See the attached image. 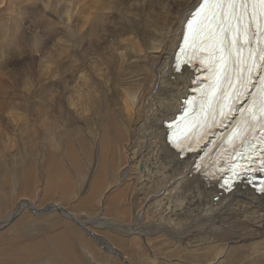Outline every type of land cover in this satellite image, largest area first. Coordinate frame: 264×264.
Listing matches in <instances>:
<instances>
[{
	"label": "bare ground",
	"instance_id": "bare-ground-1",
	"mask_svg": "<svg viewBox=\"0 0 264 264\" xmlns=\"http://www.w3.org/2000/svg\"><path fill=\"white\" fill-rule=\"evenodd\" d=\"M44 1L10 0L7 15L6 9L0 10V53L12 57L0 71V112L13 104L26 115L34 114V132L48 112L49 93H59L48 114L55 122L70 117L74 139L69 150L64 141L58 151L48 149V172L43 168L50 182L46 186L48 190L50 186L60 188L64 194L58 203L47 206L56 205L70 213L83 224V233L90 230L93 243L99 242L107 251L108 264H115V257L124 264H159L158 260L169 262V255L176 257L175 264H206L204 250L215 246L226 249L217 261L224 264L250 246L264 243V194L242 187L220 194L216 184L195 173L192 161L196 155L189 154L181 163L166 142V123L183 111V100L196 85L188 71L183 75L174 72V57L182 22L199 0H146L139 21L125 23L115 15L100 16L90 31H81L87 5L80 0L60 1L61 7L59 1ZM162 32L168 33L166 38ZM130 35L133 42L117 47L120 39ZM160 40L165 42L162 53L141 57L134 50L151 49ZM38 52L43 54L39 59ZM121 52L123 57L118 54ZM53 68L59 70L61 79L50 84ZM33 82L41 86L42 107L36 114L30 102L28 113L24 100L18 102L23 97L28 102L37 94L25 96L20 91L22 85ZM121 88L139 89L132 112L121 103ZM73 90L83 97L82 107L90 108L87 117L69 108L65 97ZM56 153L64 155L63 165L70 171L74 168L75 176L84 174V183L83 177L76 178L72 189L65 168L54 164L50 169V156ZM84 159L93 164L83 166ZM49 169L55 173L54 181ZM69 200L72 211L93 213L69 212L63 206ZM31 202L20 199L0 220V230L24 210L43 209ZM8 204L3 200L0 207L5 209ZM153 241L162 242L164 252L173 251L160 257L159 245ZM145 256L148 262L143 260ZM260 261L264 258L257 263Z\"/></svg>",
	"mask_w": 264,
	"mask_h": 264
},
{
	"label": "snow or ice",
	"instance_id": "snow-or-ice-1",
	"mask_svg": "<svg viewBox=\"0 0 264 264\" xmlns=\"http://www.w3.org/2000/svg\"><path fill=\"white\" fill-rule=\"evenodd\" d=\"M178 40L174 72L201 86L166 124L167 144L224 192L246 180L264 194V0H199Z\"/></svg>",
	"mask_w": 264,
	"mask_h": 264
},
{
	"label": "rangeland",
	"instance_id": "rangeland-1",
	"mask_svg": "<svg viewBox=\"0 0 264 264\" xmlns=\"http://www.w3.org/2000/svg\"><path fill=\"white\" fill-rule=\"evenodd\" d=\"M55 1L56 2L59 1V3L57 4L59 6H60V1H62L63 4L68 3V1L70 2V0H54L53 2ZM52 6L55 7L56 4ZM39 7L42 8L40 10L43 13V6L39 5ZM7 30L8 31L5 32H9L11 28ZM1 36L2 34H0V38L2 39L3 37ZM30 40H32V37L30 38ZM32 55L31 58H34L32 57ZM35 69L38 70V72L40 71V67L36 68V65H35ZM38 84H40V82ZM38 84L35 83L36 87L38 88H36V90L33 91V93H37V94H35V96L32 97L30 101L26 102L25 97H23L24 99L18 101L21 102L24 100L23 102L24 104H26L27 113L32 107H35L37 109L36 112L34 111L35 114L38 111L39 112L41 111V107H42V103H40L41 86ZM29 102L33 105H31ZM15 103L16 102H14V104ZM28 104H30V106L32 107L29 108ZM22 111L23 110L21 109L20 113H22L24 116V123L22 127L19 129L20 135L17 137V149L7 164L8 169L14 170V173L18 178V183L16 185V190L14 194H8L7 184L0 183V188H2L3 191L5 192L4 196H0V202H2L3 200H7L10 203L8 204L9 205L8 207L3 206V208L5 209H2L0 207V220L3 218L4 215H7L8 212L12 211V209L17 206L19 200L22 198H26L32 201L31 203L33 205H35L36 207L38 206L40 208H44L51 203L59 202L60 199L56 200L54 197H52V195L55 194L56 188H52V186H50L51 190H48L47 188L48 186H46V183L47 185L50 183L49 180L43 179L40 181L34 176L29 177L32 175L29 171V166H31L32 171L35 173H39L40 170L44 172L43 168L48 165L47 159L49 157L47 158L46 156L48 154V149L52 151H54L53 150L54 148L59 149V146L62 145L64 141L65 149L69 150V147L71 148L70 145L71 143L69 142H71L74 139V136L72 134L73 133L72 128L69 127L70 117L66 118L63 116L65 119H63V121L58 120L56 122L55 129L52 131L51 134H48L44 130L40 129L41 128L40 125L39 128L38 127L34 128V132H33L32 127L35 122L33 116L34 114L28 113L26 115L25 110L24 112ZM83 136H85V134H80V137ZM67 145L68 147H66ZM24 157L26 158L25 161H24ZM50 157H51L50 169L54 167V164H58L59 166L65 168L64 170L72 179L71 181L73 183V184L71 183L72 189L74 188V183H76L75 182L76 178L81 179L83 177L82 182L84 183L83 181L84 174L83 175L76 174L75 176L76 170H74V168H73L74 171L73 172L70 171L65 165H63L64 164L63 161H65L64 155L62 156V154L56 153ZM83 163H84L83 166L86 165V167L89 164H93V162L90 161L89 159L87 160L84 159ZM45 168H46V172H48L47 167ZM50 169H49V175L50 174L52 175L51 180L54 181L55 173L50 171ZM0 175H2V173H0ZM69 201L70 203L64 202L63 206L71 210L72 201L71 200ZM69 212L73 214L86 213L89 216L91 213H93V211H72V210ZM98 212L101 213V211H96V213ZM105 215L103 217L108 218L109 214H105ZM19 218L20 220H18ZM16 220L19 222H17ZM16 220H14V222L16 223L12 222L9 225H7V227L5 225L4 228L0 230V264H44L43 263L44 261L47 262L57 261L56 264H108L109 263V261L106 260L107 251L105 250V248L102 245H100L99 242L98 244L93 243L92 239L88 235H86V233H83L84 231L74 221L62 217L59 213H57V211L50 210L47 213H32L30 210L27 209L24 210V212L20 214V216L16 218ZM15 224L17 226H15ZM18 225H20V227H18ZM17 227L19 230L17 229ZM90 229L92 231L94 230L92 229V227H90ZM108 233L109 232H107V234ZM153 243L154 245H159L158 252L160 253V257L166 258V253L173 251V249H168L167 251L164 252L162 250V245H161L162 242L157 243L153 241ZM59 248L62 250H60ZM38 251L40 252L37 256ZM68 255L70 256L68 257ZM183 255L185 254H182V256ZM244 255L245 252L242 253V255L238 254L234 256L233 259H229L228 261H226L224 264H240V261ZM174 257H175L174 255H169L167 258L169 262H166L164 260H158V262L159 264H175L174 260L176 257L175 258ZM114 260L116 261V262L114 261L115 264H124L121 261V259H119L118 257H115ZM143 260L148 262L149 259L147 256H145ZM185 263L186 262H183L181 264H185ZM155 264H157V262ZM191 264H193V262ZM257 264H264V262L260 261Z\"/></svg>",
	"mask_w": 264,
	"mask_h": 264
},
{
	"label": "clouds",
	"instance_id": "clouds-1",
	"mask_svg": "<svg viewBox=\"0 0 264 264\" xmlns=\"http://www.w3.org/2000/svg\"><path fill=\"white\" fill-rule=\"evenodd\" d=\"M146 0H128L127 4H124L123 0H80L82 5H87V12L85 16V22L81 31H90L91 25L97 17H111L117 16L125 23H131L140 20V10L143 8ZM11 7L10 0H0V10L6 9V15L8 8ZM12 18V17H9ZM119 25H117L118 27ZM73 36L79 35V33H71ZM161 36L167 37L168 33L162 32ZM59 39V37L57 38ZM133 42L132 36L120 39L117 43V47ZM165 48L164 40L157 41L151 49L145 50L136 47L134 50L138 56L154 55L162 53ZM115 50V49H114ZM123 57L124 53H118ZM38 52L37 59L42 56ZM18 56L17 59H21ZM12 60V57L6 53H0V71L7 67ZM50 84L60 81L61 76L58 69L53 68L49 72ZM6 78V77H3ZM36 90L35 82L31 85H22L20 91L25 96H31L32 92ZM121 103L124 105L127 112H132L136 107L137 98L139 96L138 88H121ZM59 93L50 92L47 97V104L49 105L48 112L43 115L40 127L46 133L51 134L56 127V122L48 113L52 111V107L57 99ZM69 108L77 115L87 117L90 114V108L87 106L82 107L84 101L83 97H80L74 90L65 97ZM24 123V116L19 111V106L9 107L7 110L0 112V183H6L8 187V194H14L18 178L16 177L14 170L8 169L7 164L17 149V137L20 135L19 129ZM53 150H59L54 148ZM5 192L0 188V196H4ZM226 249H222L219 246L209 247L204 250V254L208 257L206 264H217V261L225 255ZM264 258V243L254 244L250 248L245 250V255L242 257L240 264H257V261Z\"/></svg>",
	"mask_w": 264,
	"mask_h": 264
},
{
	"label": "water",
	"instance_id": "water-1",
	"mask_svg": "<svg viewBox=\"0 0 264 264\" xmlns=\"http://www.w3.org/2000/svg\"><path fill=\"white\" fill-rule=\"evenodd\" d=\"M40 211H36V209L35 208H33V207H31L30 208V211L32 212V213H47V212H49L50 210H55V211H57L62 217H64V218H66V219H69V220H72V221H74L82 230H83V226L81 225V223H79V222H77L75 219H74V217L70 214V213H68L67 211H64L63 209H61L60 207H58V206H46V207H44L43 209H39ZM88 236H91L90 235V232H85Z\"/></svg>",
	"mask_w": 264,
	"mask_h": 264
},
{
	"label": "crops",
	"instance_id": "crops-1",
	"mask_svg": "<svg viewBox=\"0 0 264 264\" xmlns=\"http://www.w3.org/2000/svg\"><path fill=\"white\" fill-rule=\"evenodd\" d=\"M64 158H65V157H64ZM25 159H26V158L24 157V161H25ZM29 171H30V173L32 174V175L29 176V177L34 176L35 178L39 179L40 181L43 180V179H46V180H47V176H46L45 172H43V171L40 170L39 173H35V172L32 171L31 166H29ZM43 174H44V175H43ZM67 175H68V174H67ZM45 176H46V177H45ZM68 179H69V182L72 181V179L70 178L69 175H68ZM57 189L59 190V192H58V190H56V194L52 195V197H54L56 200L60 199V198H61L60 195L63 196V194H64V192L61 191L60 188H57ZM59 193H60V194H59ZM62 193H63V194H62Z\"/></svg>",
	"mask_w": 264,
	"mask_h": 264
}]
</instances>
